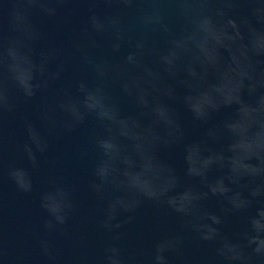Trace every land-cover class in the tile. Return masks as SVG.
<instances>
[{
    "label": "clouds",
    "instance_id": "9594fccd",
    "mask_svg": "<svg viewBox=\"0 0 264 264\" xmlns=\"http://www.w3.org/2000/svg\"><path fill=\"white\" fill-rule=\"evenodd\" d=\"M81 2L91 15L70 47L39 48L45 34L34 15L55 17ZM101 39L110 45L107 55L94 51ZM124 49L122 60L112 58ZM73 61L88 75L57 87ZM49 92L51 99L43 95ZM38 97L39 125L23 117L26 162L8 168L7 177L18 192L33 193L50 141L91 121L80 158L94 156L88 190L100 208L98 224L111 236L98 264H170L168 253L181 254L182 234L157 242L147 259L125 254L122 229L145 202L165 206L183 229L216 245L206 264H264V0H0V154L18 101ZM178 99L197 127L234 107L185 145L186 175L196 183L183 189L175 168L157 155L184 139L169 103ZM124 100L136 115L124 114ZM212 172L220 174L210 179ZM78 191L74 182L50 178L40 193L48 264H60L52 238L78 213ZM211 197L223 205L221 214L206 210ZM257 203L236 240L224 234L229 216ZM6 257L0 244V259Z\"/></svg>",
    "mask_w": 264,
    "mask_h": 264
},
{
    "label": "water",
    "instance_id": "95a60500",
    "mask_svg": "<svg viewBox=\"0 0 264 264\" xmlns=\"http://www.w3.org/2000/svg\"><path fill=\"white\" fill-rule=\"evenodd\" d=\"M90 5L85 2L72 6L71 11L61 10L57 16L42 19L34 15L33 20L44 32L45 39L39 48L48 46L70 47V41L86 26ZM103 15L108 10L103 7L96 9ZM164 42L161 40V48ZM97 55H107L110 45L106 39H101V47L94 50ZM127 49L115 54L112 58L122 60ZM86 76L88 72L76 66L75 61L70 65L65 78L58 82L57 87L71 84L74 76ZM184 89H178L183 95ZM43 95L51 99V92ZM248 99L247 96H245ZM42 99V98H41ZM40 98L24 103L18 101L15 116L8 118L7 139L2 154H0V244L7 253L6 259H0V264H48L43 256L40 241L49 239L42 230V219L45 213L39 206L40 193L48 187L50 178L74 182L78 185L77 197L80 201L79 211L69 221L62 234H56L52 239L60 264H98L104 246L111 241V236L102 230L98 224L100 208L88 190L92 179L94 156L90 154L87 159L80 158L82 149L88 147L86 141L91 128V121L77 131L64 135L60 139L53 138L50 151L41 157V167L34 173L35 190L31 194L17 191L7 177V169L12 166L24 164L23 144L27 135L23 127V117L28 116L39 125L38 104ZM175 110L184 129L182 142L171 147L161 146L157 152L158 158L165 164L175 168L181 180V189L196 183L186 175L184 160L185 145L200 140L206 129L212 124L228 119L234 114L233 108H225L216 113L208 125L196 126L192 113L178 99L169 102ZM122 110L125 115H136L138 109L130 100L122 101ZM221 145H215L220 147ZM51 161V162H49ZM220 173H210V179H215ZM206 210L221 214L222 204L216 197L204 202ZM255 204L245 212L235 213L228 217L227 223L222 227L224 234L233 240L237 234L247 228V218L255 214ZM126 217H122L125 219ZM123 244L126 255L142 256L147 259L154 251L155 244L174 234H182L185 239L181 254L168 253L170 264H206L215 257L213 242L201 241L195 233L181 227L177 215L162 205L145 202L135 213V220L126 224Z\"/></svg>",
    "mask_w": 264,
    "mask_h": 264
}]
</instances>
